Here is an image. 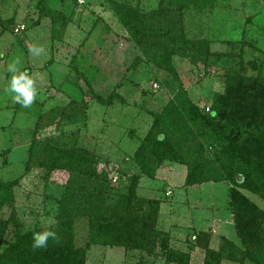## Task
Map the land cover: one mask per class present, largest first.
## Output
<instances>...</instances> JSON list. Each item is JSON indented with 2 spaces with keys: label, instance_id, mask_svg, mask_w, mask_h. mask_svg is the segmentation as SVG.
I'll list each match as a JSON object with an SVG mask.
<instances>
[{
  "label": "rangeland",
  "instance_id": "rangeland-1",
  "mask_svg": "<svg viewBox=\"0 0 264 264\" xmlns=\"http://www.w3.org/2000/svg\"><path fill=\"white\" fill-rule=\"evenodd\" d=\"M120 10L142 20L140 44L119 22ZM18 26L24 30L16 34ZM179 37L188 50L171 56L174 86L199 110L223 92L227 71L205 64L204 49L233 55L230 64L239 62L247 77L264 75V0H0V181L16 183L13 202L0 212L4 220L13 216L23 232L55 222L68 174L55 171L46 178L39 163L45 141L60 137L94 154L97 171L112 180V199L139 174L137 195L160 201L154 226L160 235L151 252L93 246L83 264H167L175 254L186 264H205V250L194 245L198 233L209 235L211 251L228 240L244 251L229 209V184L186 187L185 167L175 162L163 163L148 179L133 161L151 113L172 96L160 85L165 72L152 58L171 42L177 49L184 42ZM14 63L17 73L8 71ZM25 70L36 90L29 107L15 102L18 94L9 89L12 75ZM69 104L80 113L66 111ZM241 193L264 212V201ZM75 234V244L83 246V220ZM221 264L240 263L223 258Z\"/></svg>",
  "mask_w": 264,
  "mask_h": 264
},
{
  "label": "trees",
  "instance_id": "trees-1",
  "mask_svg": "<svg viewBox=\"0 0 264 264\" xmlns=\"http://www.w3.org/2000/svg\"><path fill=\"white\" fill-rule=\"evenodd\" d=\"M118 20L140 44L138 32L144 24L139 15L133 11L123 15L120 10ZM181 41L177 49L171 42L152 58L154 66L165 72L160 85L172 96L158 113H151L152 125L134 152L133 161L140 175L148 179H154L163 163L175 162L185 167L186 187L229 184V209L244 251L229 240L222 242V249L211 251L209 235L203 233L193 236L194 245L205 250V264H221L223 258L240 264H264V212L241 193L246 191L264 201V75L247 77L239 62L237 68L230 64L233 55L226 58L224 53L204 49L205 64L224 66L227 71L223 92L199 110L182 87L174 86L178 75L171 56L184 55L188 50L187 41ZM200 52L197 50V54ZM64 109L70 113L81 111L71 104ZM64 112L61 114L72 115ZM39 164L46 178L55 171L68 174L57 202L55 222L23 232L19 224L12 222L13 216L6 220L0 216V264H83L93 246L122 248L125 252L153 250L160 235L154 229L160 201L137 195L139 174L129 178L125 193L112 199V180L108 173L97 171L94 154L60 137L45 141ZM15 185V181H0V212L13 202ZM81 220L87 237L80 247L75 244V227ZM45 230L55 232L57 239L49 237L46 247L33 248V234ZM159 240L163 243L161 236ZM166 260L167 264H186L177 254Z\"/></svg>",
  "mask_w": 264,
  "mask_h": 264
},
{
  "label": "clouds",
  "instance_id": "clouds-1",
  "mask_svg": "<svg viewBox=\"0 0 264 264\" xmlns=\"http://www.w3.org/2000/svg\"><path fill=\"white\" fill-rule=\"evenodd\" d=\"M31 53H35L38 51L37 47H33L29 49ZM8 71L11 73H17V68L15 63L10 65ZM26 70L24 72H19V74L12 75L10 80L9 89L10 91L18 94L14 96L15 102H19L24 107H29L32 105L35 97H36V90L33 87V80L28 78L26 75ZM21 97L23 99L21 100ZM49 237L53 240L57 239L56 233L53 231L45 230L43 232H38L33 234V248H44L47 246L46 242L48 241Z\"/></svg>",
  "mask_w": 264,
  "mask_h": 264
},
{
  "label": "built area",
  "instance_id": "built-area-1",
  "mask_svg": "<svg viewBox=\"0 0 264 264\" xmlns=\"http://www.w3.org/2000/svg\"><path fill=\"white\" fill-rule=\"evenodd\" d=\"M80 3L83 4L84 2L83 1H80ZM23 30H24V27L23 26H18L15 29V33L18 34V33L22 32ZM115 181H116V179H113V182H115Z\"/></svg>",
  "mask_w": 264,
  "mask_h": 264
}]
</instances>
